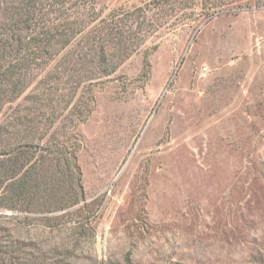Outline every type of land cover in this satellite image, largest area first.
<instances>
[{
  "label": "rangeland",
  "instance_id": "obj_1",
  "mask_svg": "<svg viewBox=\"0 0 264 264\" xmlns=\"http://www.w3.org/2000/svg\"><path fill=\"white\" fill-rule=\"evenodd\" d=\"M156 1L65 5L92 26ZM161 1L157 29L78 92L91 109L74 139L92 233L0 208V233L34 241L40 264L72 248L77 264H264V0H225L214 14L211 1Z\"/></svg>",
  "mask_w": 264,
  "mask_h": 264
},
{
  "label": "trees",
  "instance_id": "obj_2",
  "mask_svg": "<svg viewBox=\"0 0 264 264\" xmlns=\"http://www.w3.org/2000/svg\"><path fill=\"white\" fill-rule=\"evenodd\" d=\"M210 1L212 14L228 3L201 0L203 10L210 9ZM65 2L69 0H0V116L6 113L0 123V208L39 214L51 227L72 217L78 237L92 233L87 213L94 205L84 193L75 147L77 122L91 112L78 92L85 82L110 75L114 61L145 42L147 31L157 29L152 19L157 13L149 12L163 1L114 10L92 26L70 16ZM51 3L61 4L57 10L62 9L64 20L49 15ZM176 5L186 10L192 1L177 0ZM204 14L209 15L200 12ZM33 243L0 233V264H40ZM75 252L72 248L65 259L48 260L77 264L74 259L82 256ZM124 264L136 263L128 255Z\"/></svg>",
  "mask_w": 264,
  "mask_h": 264
}]
</instances>
